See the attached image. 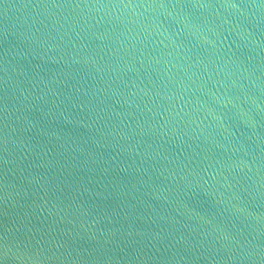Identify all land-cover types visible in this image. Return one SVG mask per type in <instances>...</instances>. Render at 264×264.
Listing matches in <instances>:
<instances>
[{
    "label": "water",
    "instance_id": "water-1",
    "mask_svg": "<svg viewBox=\"0 0 264 264\" xmlns=\"http://www.w3.org/2000/svg\"><path fill=\"white\" fill-rule=\"evenodd\" d=\"M0 264H264V0H0Z\"/></svg>",
    "mask_w": 264,
    "mask_h": 264
}]
</instances>
